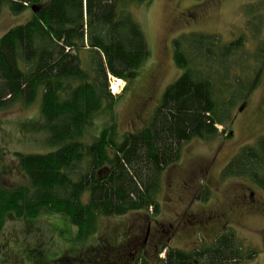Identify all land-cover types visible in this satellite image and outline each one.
Masks as SVG:
<instances>
[{
  "label": "trees",
  "instance_id": "16d2710c",
  "mask_svg": "<svg viewBox=\"0 0 264 264\" xmlns=\"http://www.w3.org/2000/svg\"><path fill=\"white\" fill-rule=\"evenodd\" d=\"M151 2L0 0V15L5 7L15 15L33 11L0 38V111L29 107L41 96L38 128L48 133L52 148L15 152L27 183L7 186L0 178V229L10 218L34 219L47 210L67 217L77 227L76 240L85 242L104 218L141 211L159 215L164 173L180 160L184 145L224 133L235 103L260 84L261 68L249 62L264 64V40L252 53L245 35L222 43L216 36L184 34L174 42L182 74L165 89L142 129L120 133L115 108L122 95L112 93L111 78L128 81L149 59L145 32L132 9ZM259 8L245 9L256 41L264 30ZM99 116L110 124L91 139ZM223 176L248 177L264 190V136L244 147ZM208 198L206 189L203 199ZM256 252H246L227 231L191 249L164 244L157 258L158 264H244ZM134 264L150 262L141 256Z\"/></svg>",
  "mask_w": 264,
  "mask_h": 264
},
{
  "label": "rangeland",
  "instance_id": "374dc122",
  "mask_svg": "<svg viewBox=\"0 0 264 264\" xmlns=\"http://www.w3.org/2000/svg\"><path fill=\"white\" fill-rule=\"evenodd\" d=\"M249 5L259 6L256 13L264 16V0H152L133 7L150 57L128 81L123 80L115 94L122 95L115 108L119 132L142 129L161 103L165 89L182 74L174 59V42L184 34L216 36L222 43L245 35L246 48L254 53L257 43L264 40V30L257 41L252 39L245 11ZM32 13L29 9L15 15L5 7L0 15V38L10 28L27 22ZM249 64L261 68L260 84L235 103L230 126L225 131L224 126H218L224 133L184 145L180 160L164 173L159 216L141 211L104 218L100 230L85 242L76 240L77 227L67 217L47 210L34 219L10 218L0 229V264H134L141 256L158 264L161 245L189 249L227 231L235 233L246 252L256 249L257 254L244 264H264V190L248 177L223 176L227 164L244 147L264 136V64L252 59ZM113 82L116 79L111 78L114 94ZM146 99L150 101L146 103ZM40 108L41 96L29 107L18 105L0 111V178L7 186L27 183L17 168L15 152L46 153L52 149L46 143L48 133L38 128ZM108 124L106 116L95 118L91 139ZM230 130L232 136H228ZM206 189L209 198L204 200ZM210 215L216 216L213 222L199 223L198 228L186 223Z\"/></svg>",
  "mask_w": 264,
  "mask_h": 264
},
{
  "label": "flooded vegetation",
  "instance_id": "af4514ba",
  "mask_svg": "<svg viewBox=\"0 0 264 264\" xmlns=\"http://www.w3.org/2000/svg\"><path fill=\"white\" fill-rule=\"evenodd\" d=\"M150 98H152V97H150ZM149 98V99H150ZM149 99H146L145 100V102L147 103V101L149 100ZM150 101V100H149ZM145 103V104H146ZM145 106V105H144ZM229 164V163H228ZM227 164V165H228ZM157 216H159V215H157ZM215 217L216 216H214V215H210V216H208V217H201L200 219H197V221H193L192 219H188V222H186V223H189L190 225H193V227L194 228H198L199 227V223H202L203 225H205V224H209V223H211V222H213V220L215 219ZM154 218V217H153ZM158 221V220H157ZM197 222V223H196ZM149 231H150V228L148 229ZM221 234V233H220ZM220 234H217V236L218 235H220ZM148 235H149V233L147 234V236H146V239H145V242L148 240ZM171 238V239H170ZM170 240H172V237L170 236ZM162 246V245H161ZM160 246V247H161ZM160 247H158V252H159V249H160ZM189 249H191V248H189ZM158 252H157V255H158ZM164 253V252H163ZM162 253V254H163ZM161 254V255H162ZM165 254H166V252H165ZM165 256V255H164ZM164 256H162V257H164Z\"/></svg>",
  "mask_w": 264,
  "mask_h": 264
},
{
  "label": "bare ground",
  "instance_id": "6f19581e",
  "mask_svg": "<svg viewBox=\"0 0 264 264\" xmlns=\"http://www.w3.org/2000/svg\"><path fill=\"white\" fill-rule=\"evenodd\" d=\"M116 79V82H113L112 83V88L114 89L115 92H119L121 87H123V80L122 79H118V78H115Z\"/></svg>",
  "mask_w": 264,
  "mask_h": 264
},
{
  "label": "water",
  "instance_id": "95a60500",
  "mask_svg": "<svg viewBox=\"0 0 264 264\" xmlns=\"http://www.w3.org/2000/svg\"><path fill=\"white\" fill-rule=\"evenodd\" d=\"M242 109V108H241Z\"/></svg>",
  "mask_w": 264,
  "mask_h": 264
}]
</instances>
